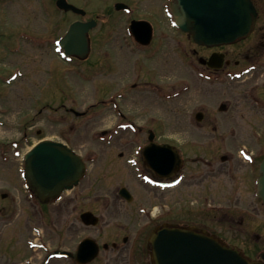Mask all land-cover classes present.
<instances>
[{
  "label": "rangeland",
  "instance_id": "1",
  "mask_svg": "<svg viewBox=\"0 0 264 264\" xmlns=\"http://www.w3.org/2000/svg\"><path fill=\"white\" fill-rule=\"evenodd\" d=\"M119 1L125 4L131 0ZM54 2L0 0V228L35 227V203L21 188L22 156L44 139L65 143L83 158L88 172L77 189L65 192L43 208L41 215L44 263L70 264L69 259L54 257L53 252H72L87 236L98 243L107 240L101 225L84 226L77 212L87 204L97 213L103 208L111 211L113 206L133 209L134 205H114L113 197L121 182L130 185L133 192L137 190L134 175L138 172L134 164L126 163L136 155L126 152L125 160L117 156L125 153L126 144L138 141L136 137L143 143V134L148 131L156 133L160 142L172 138L180 143L185 131H197L195 122L186 119L187 111L195 110L202 99L216 100V105L222 99L210 88L196 85L200 83L196 77L203 75L186 55L194 45L174 29L158 27L152 47L140 49L138 55L135 47L129 48L130 39H120L119 43L103 40L107 35L126 37L129 22L123 14L104 20L103 13L92 8L86 18H99L89 33L93 42L88 59L63 61L55 45L73 18L58 12ZM67 2L95 6L101 0ZM148 6L145 3L136 16L148 17ZM163 36L167 40H162ZM105 62L112 64L110 71L105 69ZM221 79L219 82L228 83L223 76ZM131 85H137L136 90ZM186 89H192L190 96L184 95ZM119 94H123L121 102ZM221 126V131H229L228 123ZM104 148L112 153L110 158L101 156ZM73 193L84 194L80 201L83 207L76 213L70 202ZM8 222L12 225H6Z\"/></svg>",
  "mask_w": 264,
  "mask_h": 264
},
{
  "label": "flooded vegetation",
  "instance_id": "2",
  "mask_svg": "<svg viewBox=\"0 0 264 264\" xmlns=\"http://www.w3.org/2000/svg\"><path fill=\"white\" fill-rule=\"evenodd\" d=\"M250 2L255 14L251 30L243 38L228 45L209 48L194 44L190 37L183 34L194 45L186 55H190L193 67L200 70L192 72L204 76L196 77L200 82L196 85L210 88L213 95L216 92L222 99L217 105L216 100L202 99L195 110L187 111L185 117L195 122L197 131L186 127L190 131L183 133L180 143L172 138L160 142L156 133L147 132L143 134V143H139L140 138L136 137L134 139L138 141L126 144L125 153L117 154L119 159L124 160L127 158L126 152L136 154L133 157L134 168L138 173L134 175L137 190L133 192L130 185L121 182L113 195L114 205L140 207L118 210L117 206H113L111 211L103 208L97 213L94 206L87 204L85 209L82 208L83 201H80L84 199L83 193H73L71 196L75 213L82 206L77 212L79 219L85 212L95 215L98 218L97 226L103 227L107 239L101 243L94 239L98 245L97 254L92 261L83 264H157L152 238L164 229L190 232L214 242L217 240L240 251L249 260L260 259V254L264 252V201L257 196L256 182L264 161V0ZM122 3L124 1L101 0L95 6L75 5L84 11L79 15L60 12L72 16L69 24L92 20L97 24L98 15L86 18L92 8L102 12L104 20L123 14L129 22L125 29L126 37L107 35L102 39L118 43L120 39H130L132 45L129 48L135 47L137 55L140 49L152 47L158 27L162 30L164 27H174L173 0H131L125 3L128 10H117L118 4ZM145 3L149 5L146 8L149 12H145L148 17H137ZM132 21H144L151 25L152 39L147 46L137 43L128 33L127 28ZM90 31L88 38L91 46ZM161 38L167 40L165 36ZM213 53L223 56L222 66L216 70L202 63ZM72 60L80 61L77 58ZM108 63L105 62V69L110 71L112 64L109 66ZM222 76L227 84L219 82ZM145 85L149 87L152 84ZM132 88L136 90L137 85H132ZM191 91L186 89L184 95L190 96ZM224 123L229 124L228 132L221 131V124ZM152 144H167L175 149L160 150L163 153L157 152L159 157L156 159L150 155L146 157L145 151ZM104 150L101 156L110 158L112 153H106L107 148ZM150 161L156 162L155 170L149 166ZM126 163L131 165V159L128 158ZM78 185L72 190L77 189ZM21 188L23 193L28 194L27 199L35 203L33 215L37 217V224L35 227L0 228V264H44L41 210L55 201L42 203L25 180L21 182ZM6 225L10 226L12 222ZM78 244L71 252L70 264H79L76 258Z\"/></svg>",
  "mask_w": 264,
  "mask_h": 264
},
{
  "label": "water",
  "instance_id": "3",
  "mask_svg": "<svg viewBox=\"0 0 264 264\" xmlns=\"http://www.w3.org/2000/svg\"><path fill=\"white\" fill-rule=\"evenodd\" d=\"M172 14L176 26L189 34L199 45L216 46L228 44L233 39L248 34L251 28L253 9L248 0H173ZM56 6L64 11H82L68 4L66 0H57ZM122 7L118 5L117 8ZM93 23H73L66 35L61 39L60 46L67 56L85 58L89 52L87 42L88 30ZM135 40L142 45L149 43L152 29L147 22H132L129 27ZM208 66L218 68L219 58L213 55ZM167 145H151L146 149V157H159L157 152L166 149ZM158 149L157 151H151ZM162 152V151H160ZM163 153V152H162ZM24 177L28 186L41 202L56 199L65 190L76 185L84 174V165L66 145L41 141L24 156ZM149 166L156 169V162L150 161ZM261 174L257 181V193L264 201V161ZM81 220L86 225L95 226L97 219L91 213H85ZM152 247L157 264H264L249 262L236 250L226 248L218 242H212L201 236L181 230H161L152 238ZM97 246L91 239H85L79 246L77 260L86 263L96 256Z\"/></svg>",
  "mask_w": 264,
  "mask_h": 264
}]
</instances>
